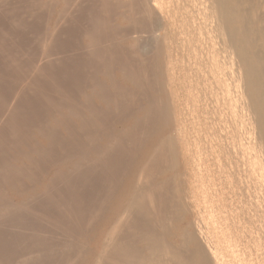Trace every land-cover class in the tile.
<instances>
[{
    "label": "rangeland",
    "instance_id": "1",
    "mask_svg": "<svg viewBox=\"0 0 264 264\" xmlns=\"http://www.w3.org/2000/svg\"><path fill=\"white\" fill-rule=\"evenodd\" d=\"M113 1L115 0H0V264H92L95 256L100 252L103 239L116 217V204L120 198L125 196L130 183L136 186L137 179L142 171L141 169L143 166L145 167L146 163L147 165L150 163V166L151 163L152 166L154 165V173L151 172L152 175L149 182L153 179V187H155L156 183L157 192L161 195H159V201H157L158 203L162 201V203H157L161 209H159L157 205H155L156 207L154 208L155 213H159L158 215L155 214L157 217L159 215L165 216L166 211H169L172 192H174L177 187L185 191L192 182L195 183L194 189H196L193 190L200 200V208L198 207V210H190L186 215V221L195 220L201 209H203L200 213V215L203 216L201 219H203L204 222L205 220L206 222L208 221L205 223L209 228L213 227V210H216L220 216L226 214L227 216L225 215V218L232 217L233 214L241 216L242 199L239 198L240 194L238 193L239 191L237 192L238 188L234 190V188H231L227 183L230 181V178L238 179L242 177L243 180H246L245 175L248 173L247 170L249 169L248 160H250L249 157L251 156L250 158H252L253 155V150L249 148L248 144L252 134L247 132L248 129L246 130V128L244 129L242 126L241 133L243 136L241 137V144L243 145H240L239 138L237 139L238 141L232 139V130H234L233 120L229 118L231 116L227 114L228 109L224 107V105L222 106V111L224 112L221 111L220 113L218 110L219 104L216 99H211V96H208L207 91H205L207 89L202 86L203 76L202 73L199 72V61H195V58H191L192 50L190 48L192 47L189 45L188 41H185L186 35L183 34L178 26L180 24V14L177 15L176 12L173 19L175 22L170 23V21L168 22V20H166L164 28L162 29V27H160L161 29H159L158 26L157 31L155 28L157 25L153 24L152 19V22H149L148 15L145 14L144 18H138L137 14L140 13H135L136 15L132 14V12L130 13V10L124 4L126 0H124L125 2H123V0L118 1L121 4L117 2L113 3ZM116 3L119 5V8H117ZM126 9L129 11H126ZM123 10H125V12ZM127 15H132L133 18L137 16V18H135L137 21L132 19V17H126ZM140 16L143 15L140 14ZM139 21L144 22L141 24ZM146 21L150 24L152 23L153 25H151V27L153 26L154 28L148 29L150 24ZM132 22H134V25ZM142 25L144 27L143 29L147 28L149 31L146 30L147 32L142 33ZM152 29L156 31H154L156 34L153 33ZM92 36L93 38L95 37L94 40L91 38ZM123 37H125V40ZM147 37L150 38H148L150 41ZM167 37L171 40L169 41ZM135 38L137 40H135ZM151 38H155V42L159 38V42L157 41L155 43ZM145 40H148V45L151 43L152 45L154 44V46L151 44L148 46L147 43L146 46L143 45V43L146 42ZM94 43H96V45ZM166 43H168V45ZM141 44L143 45L140 46L141 50L137 51L139 50L138 45ZM158 45L161 47H158ZM136 46L138 49L134 48ZM155 47L158 48L157 52ZM135 50L137 53L140 52L141 55L134 53ZM162 50L163 52L161 53ZM128 51L130 53L133 52L134 56ZM145 51L146 53L142 54ZM154 53L157 54L156 58H154ZM159 54H161V56ZM170 59L171 61H169ZM196 68L197 70H195ZM177 69L178 72L175 73ZM128 71H131L133 74H130ZM135 73H137V75ZM142 73H144L143 77H141ZM132 76L137 77L135 79ZM171 77L174 78L172 79ZM137 78H140L139 81ZM135 80L137 81L135 82ZM162 82L164 83L163 85ZM230 82H232V80H230ZM136 83L139 84V86ZM127 89L129 90L127 91ZM135 93L137 95H135ZM181 97L182 99H180ZM170 100L172 102L171 105L169 104ZM213 102L215 103L213 104ZM150 105L154 108L149 111L151 108ZM165 105H170V107L168 108ZM118 106L121 107L119 108ZM176 106H178V108ZM71 108H74L75 112L74 109L72 111ZM159 108L162 109V111ZM224 108H226V110ZM69 109L72 111L71 114L69 113ZM117 109H120V111ZM165 109L166 111L169 110L168 113H171H169L170 116L168 113H164ZM162 112L165 114H163L164 116L161 115ZM222 113L223 115L221 116ZM153 117L156 118L152 119ZM157 117L159 120H156L158 119ZM150 125L152 126L150 127ZM146 127L149 129H146ZM57 128H59V130ZM137 128H139V130ZM221 130H224L223 133ZM238 130L240 132V129ZM134 133L136 134L134 135ZM182 133L184 137L180 135ZM216 133L218 134L216 135ZM245 133H248L247 135L249 136H246ZM167 134L168 137L170 135L169 138H172L173 143L176 141L173 148L176 152L174 159L177 158V160H173L174 164L177 163L175 166L171 163V153L165 151L166 147L163 153L167 154V157L159 153L161 154V159L156 156L159 161L156 159L157 161L154 162L153 160H155V158L153 160L149 158L152 148L158 144L162 138L161 136L167 137ZM68 137L71 139L68 140ZM76 137H78V142L80 143L77 142L78 139ZM140 137L143 141H140ZM227 138L229 141L226 140ZM242 138L243 140L245 139V141H243ZM55 139H57V141ZM91 139L92 141H90ZM183 139H185V141ZM223 140L225 142H222ZM124 142H127L128 145ZM244 142L248 146L244 144ZM134 143L135 145H133ZM208 143H210V145ZM90 146L95 149L90 148ZM124 146H128L129 148H124ZM233 147L234 149H232ZM122 148L125 150L121 151ZM244 148L246 150H244ZM187 149L189 152L186 151ZM127 150L128 152L126 154ZM65 152L72 156H67L68 154ZM79 152L82 153L79 154ZM246 153L250 155L247 159H245L248 156H246ZM43 154H46L47 157ZM77 154H79V156ZM81 154H83V157L85 156L84 158L86 161L83 160L84 158ZM163 155L167 159L165 160L167 161V166L164 163L165 158L163 157L164 159H162ZM169 158L171 161L168 160ZM188 158L191 162H189ZM199 158L201 160H199ZM148 161L150 162L148 163ZM242 161H244V163ZM156 163L160 166L159 168H161L160 170L158 169V171L155 170L158 168H156ZM160 163L161 165L164 163V165L161 166ZM79 164L82 167H78L77 165ZM103 164L105 165L103 166ZM169 165L170 167L172 165L173 168L167 169ZM237 165L240 167L237 168ZM74 166L75 168H73ZM76 166L78 167L77 169ZM96 167H98L99 170L96 169ZM163 168H165V170H163ZM73 169H76L75 172ZM11 172L16 175H13ZM215 173H217L218 176ZM182 174L184 176H182ZM230 174H233V176H230ZM226 175L227 178L225 177ZM169 176H171L170 178L172 180L173 177L175 178V189L173 187L174 180L170 181ZM223 177H225V179ZM167 181H169V184H166ZM207 181H209V183ZM86 183L89 186H87ZM165 185L171 186L169 189L172 188V192H169V189L166 188L167 186L165 187ZM139 187H141V185H139ZM23 189L25 190L23 191ZM232 192L235 193L233 194ZM49 197L51 199H49ZM162 197L168 202L162 200ZM230 197L233 202H231ZM208 199L209 201H207ZM217 199L221 200L218 201ZM74 201L76 202L75 204ZM145 204H142V206L136 205L139 206L137 209L140 210L141 208L142 212L140 213L143 216L138 213L139 210L137 212L133 209L131 211H135L137 215L134 216L135 214L133 212L131 217H127L128 219L125 218L128 220V223L127 220L124 219L123 224L125 225L126 223V225L125 227L122 226V230H125H121L120 233L116 235L117 242L121 244L118 250L123 248L122 245H124L126 248L128 246L132 253L136 249L137 251L134 252L135 254L140 251L139 256L144 254V240L142 237L146 236L147 230L153 231L161 221L160 219H162V217H158V219L154 216V219L148 220L149 218L147 219V216L145 217L146 214L143 212L145 211L143 208L146 205H150ZM57 205H59V207H57ZM60 207L63 208L61 209ZM165 207L168 208L165 209ZM164 209L166 210L165 213ZM209 209L211 212H209ZM159 210L161 212H159ZM2 211H4V215ZM204 211H206L207 214ZM224 217L222 219H225ZM155 218L158 219V223ZM167 220H169V218ZM196 220L198 221L199 218ZM224 221L226 223V220ZM80 223H82L83 226ZM152 223L156 224L153 225ZM151 224L152 227H155H150L149 229L148 226H151ZM135 228L137 229L136 231ZM121 232L124 235L121 234ZM118 238H120V240H118ZM137 246H139L138 249ZM132 247L135 248L133 249ZM129 249L123 248L121 250L131 253ZM77 253L79 254L78 256L76 255ZM73 254H75V257H73ZM120 260H122V258ZM124 261H126V259ZM124 261L122 260L120 262L128 264V262ZM111 264L115 263L113 262Z\"/></svg>",
    "mask_w": 264,
    "mask_h": 264
},
{
    "label": "bare ground",
    "instance_id": "2",
    "mask_svg": "<svg viewBox=\"0 0 264 264\" xmlns=\"http://www.w3.org/2000/svg\"><path fill=\"white\" fill-rule=\"evenodd\" d=\"M108 1V0H107ZM112 1V0H111ZM118 1L120 0H115L114 2L119 3ZM56 2V1H55ZM54 2V3H55ZM66 2V1H65ZM123 2H125L123 0ZM122 2V3H123ZM109 3V2H108ZM116 3V5H117ZM121 4V3H119ZM128 9L130 10V13L132 14L135 13H140L143 16H140V14H137L138 18H144L145 14L149 16L150 20L149 22L153 21V24H156L155 28L157 27L161 29L164 28V25L166 23V20L170 23H174L175 21L173 20L176 12L177 15L180 14V24L178 25L179 28L182 30L183 34H185L186 38L185 41L189 43V45L192 47L190 48L192 50V55L191 58H195V61H199V72L202 73L203 76V85L205 91H207L208 96H211L212 98H215L217 103L219 104L218 110L222 111V106L226 107L228 109L227 114H229L233 120L234 124V130H232V139L237 140L239 138V143L241 144V137L243 136L241 133V127L243 126L244 129L246 128L247 132L252 134L251 140L248 143L249 148L253 150L252 152V158L249 154L246 153V158L247 159L249 156V159L247 162L249 163V169L247 170L248 173L245 175L246 180H243L242 177H239L238 179L230 178V181L227 183L231 188H238L237 192L240 194V199H242V207H241V216L238 214L235 215L233 214L232 217H224L226 214L219 215L216 210H213L212 213V228H209L207 226V222L203 219H201L203 216L200 215L201 209L198 212V217L195 218L193 221H186V215L188 212L191 210H198L199 207V202L200 200L198 199L195 189H194V182L190 183L188 188L183 189V191L180 188H176L175 186V178L173 177V180L170 178V181L172 180L173 187H174V192L169 189V185H165L166 188L169 189V192H172V196L170 198L171 206L169 205V211L165 210L168 207H165L164 213L166 211L165 216L159 215L158 217H162L160 219L161 221L158 223V215L159 213H155L154 208L157 205V201H159V197L161 196L158 194V190L156 189V183L155 187H153L152 180L149 182L150 177L152 175L151 172L154 173V165L151 166L149 165L150 161H148L145 164V167H142V171L139 174V178L137 179L136 186H134L132 183L128 185L127 192L125 193V196L123 198H120L118 203L116 204V217L113 220V223L108 230L105 238L103 239L102 242V248L100 252L98 253L97 256H95L94 262L92 264H111L115 263L118 264L120 261H126L128 264H264V0H126L124 3ZM123 4V6H124ZM177 4V7H176ZM107 5V4H104ZM109 6V5H108ZM119 5H117V8ZM121 7V6H120ZM126 7V8H127ZM116 8V7H115ZM114 8V9H115ZM63 9V8H62ZM108 10V9H107ZM110 10V8H109ZM126 9V11H129ZM125 12V10H123ZM122 11V12H123ZM64 12H65V7H64ZM59 14V13H58ZM60 15V14H59ZM136 15V14H135ZM136 17H132V15H127L126 17H129L135 20ZM128 18V19H129ZM126 19V18H125ZM146 19V18H145ZM152 19V21H151ZM140 20V19H139ZM126 21V20H125ZM137 21V19L135 20ZM131 22V20H130ZM144 22V21H139ZM148 22V21H146ZM148 22V23H149ZM178 22V21H176ZM147 23V24H148ZM130 24V23H129ZM134 25V22H132ZM140 24V27H141ZM150 24V23H149ZM148 24V25H149ZM148 26V29L152 28L151 25ZM178 24V23H177ZM176 24V25H177ZM116 25V24H115ZM132 25V26H133ZM136 25V24H135ZM144 25V24H143ZM142 25V33L147 32L146 29H143ZM118 26V24H117ZM130 26V25H129ZM139 26V25H138ZM137 26V27H138ZM173 26V25H172ZM166 27V26H165ZM176 27V26H175ZM154 28V27H153ZM173 28V27H172ZM115 29V28H114ZM118 29V28H117ZM145 30V31H143ZM115 31V30H114ZM117 31V30H116ZM124 31V30H123ZM149 31V30H148ZM154 33V29H152ZM158 31V29H157ZM156 32V31H155ZM173 32V31H172ZM120 33V32H119ZM141 33V32H140ZM141 33V34H142ZM152 33V32H149ZM148 33V34H149ZM175 33V32H174ZM156 34V33H154ZM180 34V33H179ZM89 35V34H88ZM108 35V34H107ZM140 35V34H139ZM143 35V34H142ZM146 35V34H144ZM150 35V34H149ZM148 35V36H149ZM170 35V34H169ZM113 36V35H112ZM111 36V37H112ZM132 36V35H131ZM161 36V35H160ZM166 36V35H165ZM164 36V37H165ZM171 36V35H170ZM175 36V35H174ZM138 37V36H136ZM93 38V36L91 37ZM95 38V37H94ZM93 38V40H94ZM109 38V36H108ZM115 38V37H114ZM125 37H123L124 39ZM149 37H147L148 39ZM171 38V37H169ZM111 39V38H110ZM113 39V38H112ZM116 39V38H115ZM128 39V38H127ZM150 39V38H149ZM148 39V40H149ZM152 41L155 42V38H151ZM155 39V40H154ZM159 39V38H158ZM157 39V41H158ZM168 39V37H167ZM125 40V39H124ZM135 40H137L135 38ZM148 40H145L146 42L143 43V45L146 46V43L148 45ZM169 40V39H168ZM171 40V39H170ZM169 40V41H170ZM183 40V39H182ZM121 41V39H120ZM140 41V40H138ZM150 41V40H149ZM156 41V42H157ZM165 41V38H164ZM92 42V40H91ZM94 42V41H93ZM96 42V41H95ZM136 42V41H135ZM155 42V43H156ZM159 42V41H158ZM167 42V40H166ZM96 45V43H94ZM136 44V43H135ZM151 44V43H150ZM150 44L148 46H150ZM168 45V43H166ZM139 50L140 51V46ZM152 45V44H151ZM161 45V44H160ZM93 46V45H91ZM154 46V44L152 45ZM151 46V47H152ZM170 46V44H169ZM167 46V47H169ZM150 47V48H151ZM158 47H161L158 45ZM134 48H137L134 47ZM133 48V49H134ZM142 48V47H141ZM147 48V47H146ZM154 48V47H153ZM152 48V49H153ZM155 47V50L157 52L158 48ZM138 49V48H137ZM151 49V50H152ZM160 49V48H159ZM166 49V48H165ZM168 49V48H167ZM172 49V48H171ZM146 50V49H145ZM148 50V49H147ZM164 50V49H163ZM161 51V53L163 52ZM131 51V50H130ZM135 50L134 53H137ZM166 51V50H165ZM129 52V51H128ZM152 52V51H151ZM186 52V50H185ZM130 53V52H129ZM146 51L142 54H145ZM149 53V52H148ZM170 53V51H169ZM168 53V55H169ZM179 53V52H178ZM191 53V52H190ZM189 53V54H190ZM130 54H133L131 52ZM155 54L156 58L157 54ZM167 54V53H166ZM171 54V53H170ZM161 56V54H159ZM158 55V56H159ZM147 56V55H146ZM145 56V57H146ZM152 56V54H151ZM170 56V55H169ZM168 56V57H169ZM143 57V56H142ZM141 57V58H142ZM173 57V56H172ZM188 57V56H185ZM190 57V56H189ZM125 58V57H124ZM158 58V57H157ZM126 59V58H125ZM136 59V58H135ZM192 60V59H191ZM168 61V60H166ZM171 61V59L169 60ZM174 61V59H173ZM172 61V62H173ZM193 62V61H192ZM159 63V62H158ZM171 64V63H170ZM194 64V63H193ZM123 65V64H122ZM166 65V64H165ZM164 65V66H165ZM172 65V64H171ZM175 65V63H174ZM178 65V64H177ZM155 66V65H154ZM194 66V65H193ZM123 67V66H122ZM121 67V68H122ZM126 67V66H125ZM159 68V66H158ZM167 68V67H166ZM175 68V67H174ZM179 68V67H178ZM128 69V68H127ZM132 69V68H131ZM140 70V69H139ZM169 70V69H168ZM187 70V69H186ZM193 70V69H192ZM197 70V68L195 69ZM126 71V70H125ZM155 71V70H153ZM176 71V70H175ZM181 71V70H180ZM179 71V72H180ZM130 74L132 73L131 71ZM134 72V71H133ZM137 72V71H136ZM161 72V71H160ZM178 72V69L175 73ZM150 73V72H149ZM172 73V72H171ZM173 73V74H175ZM197 73V72H196ZM129 74V73H128ZM133 74V73H132ZM137 75V73H135ZM134 74V75H135ZM142 73V76L143 77ZM157 74V73H156ZM188 74V73H187ZM191 74V73H190ZM125 75V74H124ZM170 75V74H169ZM172 75V74H171ZM130 76V75H129ZM145 76V75H144ZM133 77V76H132ZM137 77V76H136ZM136 77H133L136 79ZM139 77V76H138ZM140 77V78H141ZM151 77V76H150ZM177 77V76H176ZM198 77V76H197ZM131 78V76H130ZM139 78V79H140ZM147 78V77H145ZM149 78V77H148ZM172 78V77H171ZM174 78V77H173ZM172 78V79H173ZM195 78V77H194ZM138 79V78H137ZM138 79V81H139ZM150 79V78H149ZM158 79V78H157ZM170 79V78H169ZM191 79V78H190ZM142 80V79H141ZM232 80V82H230ZM137 80H135L136 82ZM153 81V80H152ZM156 81V80H155ZM158 81V80H157ZM149 82V80H148ZM151 82V81H150ZM171 82V81H170ZM183 82V81H182ZM145 83V82H144ZM142 83V84H144ZM159 83V82H158ZM116 84V83H115ZM137 84V83H136ZM135 84V85H136ZM164 83L162 82V85ZM175 84V83H174ZM181 84V83H180ZM139 86V84H137ZM146 85V84H145ZM144 85V86H145ZM176 85V84H175ZM117 86V84H116ZM142 86V85H141ZM159 86V85H158ZM167 86V85H166ZM174 86V85H173ZM114 87V86H113ZM123 87V86H122ZM151 87V86H150ZM177 87V86H176ZM201 87V86H200ZM120 88V87H119ZM124 88V87H123ZM147 88V87H146ZM116 89V87H115ZM154 89V88H153ZM129 89H127L128 91ZM155 90V89H154ZM157 90V89H156ZM194 90V89H193ZM126 91V90H125ZM160 91V90H159ZM175 91V90H174ZM184 91V90H183ZM196 91V90H195ZM120 92V91H119ZM197 92V91H196ZM124 93V92H122ZM176 93V92H175ZM178 93V92H177ZM127 94V93H126ZM172 94V93H171ZM181 94V93H180ZM183 94V93H182ZM124 95V94H123ZM135 95H137L135 93ZM144 95V94H143ZM134 96V95H133ZM175 96V95H174ZM173 96V97H174ZM181 96V95H180ZM205 96V95H204ZM120 97V96H119ZM122 97V95H121ZM132 97V96H131ZM140 97V96H138ZM197 98V97H196ZM115 99V98H113ZM135 99V98H134ZM138 99V98H137ZM142 99V98H141ZM175 99V97H174ZM178 99V98H177ZM182 99V97L180 98ZM208 99V98H207ZM111 100V99H110ZM132 100V99H131ZM140 100V99H139ZM138 100V101H139ZM155 100V99H154ZM169 100V99H168ZM205 100V99H204ZM209 100V99H208ZM114 101V100H113ZM124 101V100H123ZM182 101V100H181ZM214 101V100H213ZM116 102V101H115ZM128 102V101H127ZM132 102V101H131ZM193 102V101H192ZM108 103V100H107ZM155 103V102H154ZM162 103V102H160ZM168 103V102H167ZM171 100H170V105H171ZM215 102H213L214 104ZM87 104V103H86ZM123 104V103H122ZM121 104V105H122ZM126 104V103H125ZM133 104V103H132ZM159 104V102H158ZM157 104V106H158ZM109 105V104H108ZM115 105V104H114ZM129 105V104H128ZM152 105V104H151ZM150 105V106H151ZM170 105H165L168 108ZM203 105V103H202ZM216 105V104H215ZM65 106V105H64ZM86 106V105H84ZM116 106V105H115ZM130 106V105H129ZM139 106V105H138ZM160 106V105H159ZM191 106V105H190ZM87 107V106H86ZM119 107V106H118ZM117 107V108H118ZM121 107V106H120ZM119 107V108H120ZM125 107V106H124ZM162 107V105H161ZM160 107V108H161ZM178 108V106H176ZM209 107V106H208ZM214 107V106H213ZM132 108V107H131ZM143 108V107H142ZM150 108V107H149ZM154 108V107H153ZM152 106L149 109H153ZM159 108V109H160ZM167 108V109H168ZM191 108V107H190ZM199 108V107H197ZM226 108H224L226 110ZM74 109V108H73ZM71 108V110L73 111ZM93 109V108H92ZM56 110V109H55ZM70 110V109H69ZM70 110V114L71 111ZM77 110V109H76ZM95 110V109H94ZM118 110V109H117ZM116 110V111H117ZM125 110V108H124ZM162 111V109H160ZM209 110V109H208ZM214 110V109H213ZM82 111V110H81ZM92 111V110H89ZM120 111V109L118 110ZM117 111V112H118ZM148 111V112H149ZM164 111V110H163ZM169 110L166 111L165 109V114L168 113ZM172 111V110H171ZM177 111V110H176ZM175 111V112H176ZM185 111V110H184ZM75 112V109H74ZM131 112V111H130ZM147 112V113H148ZM152 112V111H151ZM173 112V111H172ZM179 112V111H178ZM193 112V111H192ZM206 112V111H205ZM224 112V111H222ZM84 113V112H83ZM91 113V112H90ZM122 113V112H121ZM127 113V112H126ZM161 113V112H160ZM162 112L161 115L164 114ZM170 113V112H169ZM168 115L170 116V114ZM82 114V113H81ZM80 114V115H81ZM149 114V113H148ZM157 114V113H156ZM159 114V113H158ZM164 114V115H165ZM173 114V113H172ZM75 115V114H74ZM85 115V114H84ZM95 115V114H93ZM98 115V114H97ZM96 115V116H97ZM126 115V114H125ZM124 115V116H125ZM163 115V116H164ZM177 115V114H176ZM195 115V114H194ZM213 115V114H211ZM219 115V114H218ZM223 113L221 114V116ZM95 116V118H96ZM157 116V115H156ZM161 116V117H163ZM168 116V117H169ZM220 116V117H221ZM226 116V115H225ZM98 117V116H97ZM174 117V116H173ZM227 117V116H226ZM64 118V117H63ZM67 118V117H66ZM65 118V119H66ZM156 117H153L152 119H155ZM158 118V117H157ZM167 118V116H166ZM207 118V117H206ZM213 118V117H212ZM168 119V118H167ZM166 119V120H167ZM179 119V118H178ZM192 119V118H191ZM220 119V118H219ZM82 120V119H81ZM91 120V119H90ZM87 120V121H90ZM93 120V118H92ZM91 120V121H92ZM98 120V119H97ZM156 120H159L156 119ZM154 120V121H156ZM169 120V119H168ZM167 120V121H168ZM217 120V119H216ZM221 120V119H220ZM61 121V120H60ZM59 121V122H60ZM66 121V120H65ZM95 121V120H94ZM153 121V120H152ZM189 121V120H188ZM215 121V120H214ZM226 121V120H225ZM63 122V121H62ZM69 122V121H68ZM99 122V121H98ZM157 122V121H156ZM177 122V120H176ZM221 122V121H220ZM91 123V122H90ZM97 123V122H96ZM101 123V121H100ZM99 123V124H100ZM149 123V122H148ZM197 123V122H196ZM210 123V122H209ZM218 123V122H217ZM222 123V122H221ZM71 124V123H70ZM88 124V122H87ZM138 124V123H137ZM136 124V125H137ZM156 124V123H154ZM225 124V123H224ZM227 124V123H226ZM229 124V123H228ZM82 125V123H81ZM85 125V124H84ZM141 125V124H140ZM148 125V124H147ZM146 125V126H147ZM193 125V124H192ZM219 125V123H218ZM44 126V125H43ZM42 126V127H43ZM58 126V125H57ZM133 126V125H132ZM152 125H150L151 127ZM159 126V125H158ZM191 126V125H190ZM199 126V125H198ZM205 126V125H204ZM215 126V125H214ZM66 127V126H64ZM72 127V126H71ZM87 127V126H86ZM134 127V126H133ZM132 127V128H133ZM140 127V126H139ZM163 127V126H162ZM179 127V126H178ZM219 127V126H218ZM225 127V126H224ZM89 128V127H88ZM142 128V127H141ZM145 128V127H144ZM148 127H146L147 129ZM157 128V127H156ZM230 128V126H229ZM59 130V128H57ZM66 129V128H65ZM69 129V128H68ZM67 129V130H68ZM90 129V128H89ZM88 129V130H89ZM139 130V128H137ZM149 129V128H148ZM151 129V128H150ZM153 129V128H152ZM186 129V127H185ZM222 129V128H220ZM240 129V132L239 130ZM243 129V128H242ZM56 130V128H55ZM76 130V129H74ZM95 130V129H94ZM97 130V129H96ZM126 130V129H125ZM129 130V129H128ZM131 130V128H130ZM134 130V129H133ZM143 130V129H142ZM183 130V129H182ZM181 130V131H182ZM215 130V129H214ZM226 130V129H225ZM69 131V130H68ZM84 131V130H83ZM141 131V130H140ZM151 131V130H150ZM179 131V130H178ZM218 131V130H217ZM222 131V130H221ZM224 131V130H223ZM222 131V133H223ZM228 131V130H227ZM59 132V131H58ZM78 132V131H75ZM92 132V131H91ZM96 132V131H95ZM144 132V131H143ZM216 132V131H215ZM243 132V131H242ZM71 133V132H69ZM84 133V132H82ZM81 133V135H82ZM139 133V132H138ZM148 133V132H147ZM58 134V133H57ZM61 134V133H60ZM93 134V133H92ZM136 133H134L135 135ZM142 134V133H141ZM215 134V133H214ZM218 133H216L217 135ZM226 134V133H225ZM230 134V133H229ZM248 133H245L246 136ZM55 135V134H54ZM63 135V134H61ZM70 135V134H69ZM80 135V134H78ZM80 135V136H81ZM90 135V133H89ZM88 135V136H89ZM94 135V134H93ZM92 135V136H93ZM180 135H183L180 134ZM204 135V132H203ZM212 135V134H211ZM58 136V135H57ZM72 136V135H71ZM74 136V135H73ZM86 136V135H85ZM91 136V135H90ZM95 136V135H94ZM97 136V135H96ZM100 136V135H99ZM126 136V135H125ZM129 136V135H128ZM145 136V135H144ZM200 136V135H199ZM215 136V135H213ZM226 136V135H225ZM230 136V135H229ZM83 137V136H82ZM98 137V136H97ZM139 137V136H138ZM147 137V135H146ZM162 137V138H161ZM161 140L158 142L157 145H155L154 148H152V152L149 156L151 160L156 162L159 157L161 159V154H164L163 151L166 147L165 151H169L171 153V160L170 158L168 159L171 161V163L175 166L173 160L175 158V149L174 144L176 141L173 143L172 138L166 136H161ZM184 137V135H183ZM195 137V135H194ZM221 137V136H220ZM57 138V137H55ZM78 139V137H76ZM75 138V139H76ZM95 138V137H94ZM126 138V137H125ZM193 138V137H192ZM204 138V137H203ZM218 138V137H217ZM226 138V137H224ZM67 139V138H66ZM65 139V140H66ZM71 139L68 137V140ZM73 139V137H72ZM76 139V140H77ZM82 139V138H81ZM134 139V137H133ZM191 139V138H190ZM194 139V138H193ZM209 139V138H208ZM216 139V138H215ZM247 139V138H246ZM57 141V139H55ZM67 140V141H68ZM125 140V139H124ZM176 140V139H175ZM185 141V139H183ZM182 140V141H183ZM212 140V138H211ZM226 140L229 141L227 138ZM243 140V138H242ZM74 141V140H73ZM72 141V144H73ZM79 139L77 140V142ZM89 141V139H88ZM92 141V139L90 140ZM118 141V140H117ZM126 141V140H125ZM132 141V139H131ZM138 141V140H137ZM135 141V142H137ZM140 141L141 137H140ZM187 141V140H186ZM189 141V140H188ZM227 141V142H228ZM233 141V140H232ZM238 141V140H237ZM245 141V139L243 140ZM249 141V140H248ZM246 141V142H248ZM70 142V141H69ZM129 142V140H128ZM179 142V141H178ZM194 142V141H193ZM199 142V141H198ZM209 142V141H208ZM218 142V141H217ZM222 142H225L224 140ZM236 142V141H235ZM59 143V142H58ZM80 143V142H78ZM115 143V142H114ZM119 143V142H118ZM117 143V144H118ZM127 143V142H124ZM123 143V144H124ZM140 143V142H139ZM142 143V142H141ZM181 143V142H180ZM185 143V142H184ZM219 143V142H218ZM216 143V144H218ZM60 144V143H59ZM70 144V143H69ZM91 144V143H90ZM94 144V143H93ZM92 144V145H93ZM110 144V143H109ZM120 144V143H119ZM118 144V145H119ZM195 144V143H194ZM210 145V143H208ZM244 144H246L244 142ZM51 145V144H50ZM56 145V144H54ZM82 145V143H81ZM95 145V144H94ZM111 145V144H110ZM117 145V146H118ZM128 145V143H127ZM135 145V143L133 144ZM143 145V144H142ZM205 145V144H204ZM247 145V144H246ZM74 146V145H73ZM78 146V145H77ZM96 146V145H95ZM98 146V145H97ZM121 146V144H120ZM139 146V145H138ZM141 146V145H140ZM192 146V145H191ZM190 146V148H191ZM197 146V145H196ZM227 146V145H226ZM237 146V145H236ZM248 146V145H247ZM246 146V147H247ZM51 147V146H50ZM54 147V146H53ZM101 147V146H100ZM128 147V146H127ZM124 146V148H127ZM184 147V146H183ZM201 147V146H200ZM214 147V146H213ZM217 147V146H216ZM229 147V145H228ZM245 147V146H244ZM49 148V147H48ZM47 148V149H48ZM86 148V147H85ZM90 148H94L90 146ZM115 148V147H114ZM129 148V147H128ZM131 148V145H130ZM137 148V147H136ZM134 148V149H136ZM189 148V149H190ZM224 148V147H223ZM227 148V147H226ZM231 148V147H230ZM239 148V147H238ZM247 147V149L249 150ZM42 149V148H41ZM95 149V148H94ZM132 149V148H131ZM215 149V148H214ZM234 149V147L232 148ZM39 150V149H38ZM44 150V149H43ZM46 150V149H45ZM98 150V149H97ZM103 150V149H102ZM111 150V149H110ZM117 150V149H115ZM125 149L122 148L121 151ZM193 150V149H192ZM197 150V149H196ZM227 150V149H226ZM241 150V149H240ZM244 150H246L244 148ZM53 151V150H52ZM64 151V150H63ZM77 151V147H76ZM79 151V150H78ZM100 151V150H99ZM120 151V152H121ZM132 151V150H130ZM164 151V152H165ZM177 151V150H176ZM186 151L189 152L187 149ZM191 151V150H190ZM237 151V150H236ZM243 151V150H242ZM51 152V151H50ZM56 152V151H55ZM54 152V154H55ZM83 152V151H82ZM82 152H79L82 153ZM108 152V149H107ZM128 150L126 151L127 154ZM178 152V151H177ZM234 152V150H233ZM239 152V151H238ZM244 152V151H243ZM246 152V151H245ZM248 152V151H247ZM43 153V152H42ZM48 153V152H47ZM58 153V152H57ZM67 153V152H65ZM78 153V152H77ZM99 153V152H97ZM96 153V154H97ZM161 153V154H159ZM240 153V152H239ZM238 153V154H239ZM37 154V153H36ZM53 154V153H52ZM53 154V155H54ZM68 154V153H67ZM79 154H77L79 156ZM88 154V153H86ZM110 154V152H109ZM130 154V153H128ZM133 154V153H132ZM159 154V155H157ZM235 154V153H234ZM251 154V153H250ZM46 155V154H43ZM83 157V154H81ZM98 155V154H97ZM103 155V154H102ZM131 155V154H130ZM167 157V154H164ZM164 155L162 156V159H164ZM187 155V154H186ZM185 155V156H186ZM203 155V154H201ZM244 155V154H243ZM39 156V155H38ZM66 156V155H65ZM67 156H70L69 154ZM72 156V155H71ZM70 156V157H71ZM99 156V155H98ZM106 156V155H104ZM110 156V155H109ZM127 156V155H126ZM157 156V158H156ZM206 156V155H205ZM217 156V155H216ZM237 156V154H236ZM245 156V155H244ZM47 157V155L45 156ZM50 157V156H48ZM53 157V156H52ZM85 157V156H84ZM83 157V158H84ZM129 157V156H128ZM127 157V158H128ZM164 157V158H163ZM238 157V156H237ZM240 157V156H239ZM41 158V157H40ZM59 158V157H58ZM68 158V157H67ZM100 158V157H99ZM98 158V159H99ZM131 158V157H129ZM191 158V156H190ZM193 158V157H192ZM208 158V157H207ZM50 159V158H49ZM55 159V158H54ZM61 159V158H59ZM157 159V160H156ZM186 159V157H185ZM194 159V158H193ZM210 159V158H209ZM220 159V158H219ZM236 159V158H235ZM242 159V158H241ZM244 159V158H243ZM40 161V159L38 158ZM42 160V158H41ZM56 160V159H55ZM64 160V159H62ZM66 160V159H65ZM82 160V159H81ZM79 160V161H81ZM83 160L86 161L84 158ZM82 160V161H83ZM101 160V159H100ZM167 160L166 158L164 159V163L166 166L168 165L165 161ZM187 160V159H186ZM189 160V158H188ZM199 160H201L199 158ZM230 160V159H229ZM45 161V160H44ZM96 161V160H95ZM94 161V162H95ZM107 161V160H106ZM135 161V160H134ZM159 161V160H158ZM162 161V160H161ZM231 161V160H230ZM246 161V160H245ZM50 162V161H49ZM56 162V161H55ZM90 162V161H89ZM147 162V161H146ZM163 162V161H162ZM161 162V163H162ZM187 162V161H186ZM191 162V160H189ZM188 162V163H189ZM195 162V161H194ZM244 163V161H242ZM44 163V162H43ZM65 163V162H64ZM78 163V162H75ZM103 163V161H102ZM128 163V162H127ZM158 163V162H157ZM156 163V165H157ZM160 163V165H161ZM163 163V165H164ZM196 163V162H195ZM206 163V162H205ZM241 163V162H240ZM246 163V162H245ZM97 164V163H96ZM197 164V163H196ZM212 164V163H211ZM237 164V163H236ZM239 164V163H238ZM76 165V164H75ZM89 165V163H88ZM105 164H103L104 166ZM108 165V164H107ZM106 165V166H107ZM155 165V166H156ZM161 165V166H163ZM188 165V164H187ZM191 165V164H190ZM202 165V164H201ZM200 165V166H201ZM216 165V164H214ZM232 165V164H231ZM229 165V166H231ZM245 165V164H244ZM243 165V167H244ZM80 167L81 165H77ZM76 166V169L78 168ZM85 166V165H84ZM100 166V165H99ZM102 166V165H101ZM148 166V167H147ZM189 166V165H188ZM192 166V165H191ZM204 166V165H203ZM224 166V165H223ZM226 166V165H225ZM233 166V165H232ZM231 166V167H232ZM16 167V166H15ZM82 167V166H81ZM94 167V165H93ZM92 167V168H93ZM128 167V166H127ZM151 167V168H149ZM158 167V168H157ZM160 166L157 165L155 170L158 171L161 168ZM173 168V166L171 165ZM169 165V168L167 169H172ZM209 167V166H208ZM222 167V165H221ZM228 167V166H227ZM240 166L237 165V168ZM11 168V166H10ZM75 168V166L73 167ZM89 168V166H88ZM189 168V167H188ZM201 168V167H199ZM204 168V167H203ZM219 168V167H218ZM235 168V167H234ZM246 168V167H245ZM75 169V170H76ZM84 169V168H83ZM98 169V167H96ZM193 169V168H192ZM215 169V168H214ZM220 169V168H219ZM224 169V168H223ZM229 169V168H228ZM74 170V169H73ZM74 170V172H75ZM90 170V169H88ZM99 170V169H98ZM165 170V168H163ZM209 170V169H207ZM213 170V169H212ZM239 170V169H238ZM86 171V170H85ZM91 171V170H90ZM95 171V170H93ZM104 171V170H103ZM202 171V170H201ZM199 171V172H201ZM206 171V170H205ZM217 171V169H216ZM223 171V170H222ZM221 171V172H222ZM233 171V170H232ZM17 172V170H16ZM127 172V171H126ZM156 172V171H155ZM190 172V171H189ZM211 172V171H210ZM12 173V172H11ZM59 173V172H58ZM64 173V172H63ZM157 173V172H156ZM225 173V172H224ZM223 173V174H224ZM13 174V173H12ZM11 174V175H12ZM19 174V173H18ZM27 174V173H26ZM62 174V173H61ZM72 174V173H71ZM79 174V173H78ZM206 174V173H205ZM204 174V175H205ZM217 175V173H215ZM236 174V173H234ZM13 175H16L15 173ZM68 175V174H67ZM74 175V174H73ZM157 175V174H155ZM174 175V174H173ZM215 175V176H216ZM221 175V174H220ZM7 176V175H6ZM37 176V175H35ZM61 176V175H60ZM63 176V175H62ZM66 176V175H65ZM182 176H184L182 174ZM181 176V177H182ZM218 176V175H217ZM230 176H233V174H230ZM240 176V175H239ZM18 177V176H17ZM57 177V176H56ZM54 177V178H56ZM64 177V176H63ZM68 177V176H67ZM82 177V175H81ZM176 177V176H175ZM201 177V176H200ZM206 177V176H205ZM222 177V176H221ZM227 178V175L225 176ZM225 177H223L225 179ZM192 178V177H191ZM220 178V177H219ZM13 179V178H12ZM65 179V178H64ZM83 179V178H82ZM168 179V178H167ZM16 180V179H15ZM36 180V179H35ZM54 180V179H53ZM84 180V179H83ZM82 180V181H83ZM210 180V178H209ZM222 180V179H221ZM20 181V180H19ZM68 181V180H67ZM85 181V180H84ZM228 181V180H227ZM13 182V181H12ZM21 182V181H20ZM159 182V181H158ZM162 182V181H161ZM165 182V181H164ZM169 181L166 182V184ZM209 183V181H207ZM54 183V182H53ZM62 183V182H61ZM60 183V184H61ZM160 183V182H159ZM197 183V182H196ZM220 183V182H219ZM56 184V183H55ZM141 187H139V185ZM169 184V183H168ZM181 184V182H180ZM193 184V186H192ZM9 185V184H8ZM16 185V184H15ZM57 185V184H56ZM63 185V184H62ZM87 185V183H86ZM164 185V184H162ZM54 186V184H53ZM52 186V187H53ZM89 186V185H87ZM203 186V185H202ZM16 187V186H14ZM50 187V186H49ZM56 187V186H55ZM139 187V188H138ZM164 187V186H163ZM161 187V188H163ZM180 187V186H179ZM213 187V186H212ZM215 187V186H214ZM90 188V187H89ZM165 188V189H166ZM206 188V187H205ZM209 188V187H208ZM225 188V187H224ZM229 188V187H228ZM164 189V190H165ZM194 189V190H193ZM198 189V187H197ZM25 189H23L24 191ZM161 190V189H160ZM167 190V189H166ZM215 190V189H213ZM220 190V189H219ZM46 191V190H45ZM163 191V190H162ZM161 191V192H162ZM198 191V190H197ZM223 191V190H222ZM227 191V190H226ZM232 191V190H231ZM49 192V191H48ZM210 192V191H209ZM208 192V193H209ZM219 192V191H217ZM43 193V192H42ZM53 193V192H52ZM58 193V192H57ZM56 193V194H57ZM207 193V194H208ZM212 193V192H211ZM233 194L235 192H232ZM170 194V195H171ZM203 194V193H202ZM206 194V193H205ZM226 194V193H225ZM39 195V194H38ZM47 195V194H46ZM52 195V194H51ZM59 195V194H58ZM160 195V196H159ZM167 195V194H166ZM216 195V194H215ZM223 195V194H221ZM230 195V194H229ZM54 196V195H53ZM56 196V195H55ZM204 196V194H203ZM211 196V195H210ZM213 196V195H212ZM233 196V195H232ZM231 196V197H232ZM239 196V195H238ZM34 197V196H33ZM44 197V196H42ZM51 197V196H50ZM49 197V199H51ZM164 197V196H163ZM162 197V198H163ZM170 197V196H169ZM168 197V199H169ZM208 197V196H207ZM217 197V196H216ZM219 197V195H218ZM230 197V198H231ZM48 199V198H46ZM77 199V198H76ZM75 199V200H76ZM213 199V198H211ZM161 200V198H160ZM164 200V198L162 199ZM218 200V199H217ZM221 200V199H220ZM218 200V201H220ZM229 200V199H227ZM167 201V200H164ZM209 201V199L207 200ZM217 201V202H218ZM235 201V200H234ZM162 203V201H160ZM159 202V203H160ZM168 202V201H167ZM166 202V203H167ZM169 202V203H170ZM222 202V201H221ZM225 202V201H224ZM228 202V201H227ZM231 202L232 198H231ZM25 203V202H24ZM29 203V202H28ZM76 202L74 201V204ZM78 203V201H77ZM149 204L150 206H146L143 208V212H145V217L147 216L148 220L154 219V216H156L158 219L157 223L158 226H153L152 224L155 225L154 223L149 225V229L154 228L153 231L147 230L146 236L142 237L144 240V254L140 255V252L135 254L134 252L126 247L123 246L125 249H129L131 253L127 251H123L121 249L118 250V247H121L120 243L117 242V234L120 233L122 230V226L125 227L124 219L131 217V214H135V211H131L135 209L137 212L139 209L140 205L142 204ZM158 203V204H159ZM165 203V204H166ZM210 203V202H209ZM235 203V202H234ZM79 204V203H78ZM77 204V205H78ZM104 204V203H103ZM212 204V203H210ZM220 204V203H219ZM222 204V203H221ZM229 204V202H228ZM232 204V203H231ZM241 205V204H240ZM136 206V208H135ZM162 206V204H161ZM164 206V205H163ZM166 206V205H165ZM201 206V205H200ZM210 206V205H209ZM218 206V205H217ZM223 206V205H222ZM221 206V207H222ZM226 206V204H225ZM228 206V205H227ZM230 206V205H229ZM232 206V205H231ZM235 206V205H234ZM233 206V207H234ZM59 207V205H57ZM56 207V208H57ZM150 207V208H148ZM157 207H159L157 205ZM199 207V208H198ZM219 207V206H218ZM61 208V207H60ZM59 208V209H60ZM63 208V207H62ZM61 208V209H62ZM81 208V207H80ZM90 208V207H89ZM220 208V207H219ZM58 209V210H59ZM86 209V208H85ZM96 209V208H95ZM104 209V208H103ZM157 209V208H156ZM161 209V207H159ZM163 209V207H162ZM232 209V208H231ZM238 209V208H237ZM236 209V210H237ZM78 210V209H77ZM84 210V209H83ZM88 210V208H87ZM98 210V209H97ZM141 210V208H140ZM139 210L142 212V210ZM205 210V209H204ZM220 210V209H219ZM223 210V209H221ZM6 211V210H5ZM96 211V210H95ZM229 211V210H228ZM233 211V210H230ZM4 211H2L3 213ZM77 212V211H76ZM88 212V211H87ZM97 212V211H96ZM103 212V210H102ZM136 212V213H137ZM159 212H161L159 210ZM163 212V210H162ZM206 212V211H204ZM209 212L210 209H209ZM89 213V212H88ZM233 213V212H231ZM235 213V212H234ZM237 213V212H236ZM90 214V213H89ZM156 214V215H155ZM207 214V212H206ZM211 214V213H210ZM222 214V213H221ZM4 215V213H3ZM102 215V214H101ZM135 214L134 216H136ZM142 215V214H141ZM140 215V216H141ZM78 216V215H77ZM80 216V215H79ZM86 216V215H85ZM89 216V215H88ZM93 216V215H91ZM143 216V215H142ZM195 216V215H194ZM227 216V215H226ZM133 217V216H132ZM139 217V216H138ZM153 217V218H152ZM225 219H222V218ZM95 218V217H94ZM93 218V219H94ZM127 218V219H128ZM143 218V217H142ZM169 218V220H167ZM199 220L197 221L196 219ZM83 219V218H82ZM81 219V220H82ZM96 219V218H95ZM125 219V220H127ZM132 219V218H131ZM136 219V218H135ZM90 220V219H89ZM141 220V219H139ZM143 220V219H142ZM154 220V221H156ZM208 220V219H207ZM226 220V223L225 221ZM135 221V220H134ZM137 221V220H136ZM147 221V220H145ZM144 221V222H145ZM59 223V222H58ZM88 223V222H87ZM128 223V220H127ZM140 223V222H139ZM78 224V223H77ZM82 225V223H80ZM129 225V224H128ZM132 225V224H131ZM76 226V225H75ZM83 226V225H82ZM85 226V224H84ZM210 226V225H209ZM140 227V226H139ZM138 227V228H139ZM147 227V228H148ZM72 228V227H71ZM90 228V227H88ZM121 228V229H120ZM129 228V226H128ZM131 228V227H130ZM133 228V226H132ZM137 228V226H136ZM135 228V231L137 230ZM69 230V229H68ZM83 230V229H82ZM85 230V229H84ZM125 230V229H123ZM122 230V231H123ZM129 230V229H128ZM73 231V229H72ZM141 231V230H140ZM76 232V231H75ZM125 232V231H124ZM128 232V231H127ZM134 232V231H133ZM143 232V231H142ZM78 233V232H77ZM132 233V232H131ZM70 234V233H69ZM121 234H123L121 232ZM80 235V234H79ZM124 235V234H123ZM74 236V235H73ZM126 236V235H125ZM135 236V235H134ZM77 237V236H76ZM73 238V237H71ZM128 239V238H127ZM137 239V238H136ZM141 239V238H140ZM120 240V238H118ZM70 241V240H69ZM124 241V240H123ZM66 243V242H65ZM71 243V242H70ZM69 243V244H70ZM82 243V242H81ZM62 245V244H61ZM79 245V244H78ZM77 245V246H78ZM84 245V244H81ZM80 245V246H81ZM54 246V245H53ZM59 246V245H58ZM126 246V245H125ZM83 247V246H82ZM86 247V246H85ZM139 246H137L138 249ZM131 248V247H130ZM133 249L135 247H132ZM66 249V248H65ZM71 249V248H70ZM74 249V248H73ZM72 249V251H73ZM84 249V248H83ZM142 249V248H141ZM139 249V250H141ZM142 249V250H143ZM80 251V250H79ZM77 252V251H76ZM142 252V253H143ZM70 253V252H69ZM72 254V253H71ZM75 254H73V257ZM77 256L79 255L78 253L76 254ZM66 257V256H65ZM68 257V256H67ZM122 258V260H120ZM70 259V258H69ZM76 259V258H74ZM115 259V260H114ZM67 260V258H66ZM78 260V258H77ZM114 260V261H113ZM72 261V260H71ZM75 261V260H74ZM133 263H131V262ZM72 263V262H71ZM121 264H125L120 262ZM119 263V264H120ZM69 264V263H68ZM127 264V263H126Z\"/></svg>",
    "mask_w": 264,
    "mask_h": 264
}]
</instances>
